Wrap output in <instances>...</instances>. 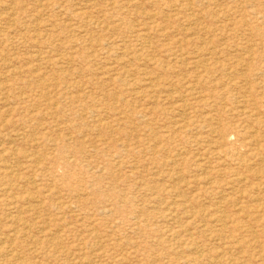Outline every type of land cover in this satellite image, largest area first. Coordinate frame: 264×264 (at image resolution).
<instances>
[{
  "label": "rangeland",
  "instance_id": "obj_1",
  "mask_svg": "<svg viewBox=\"0 0 264 264\" xmlns=\"http://www.w3.org/2000/svg\"><path fill=\"white\" fill-rule=\"evenodd\" d=\"M0 264H264V0H0Z\"/></svg>",
  "mask_w": 264,
  "mask_h": 264
},
{
  "label": "bare ground",
  "instance_id": "obj_2",
  "mask_svg": "<svg viewBox=\"0 0 264 264\" xmlns=\"http://www.w3.org/2000/svg\"><path fill=\"white\" fill-rule=\"evenodd\" d=\"M234 152V151H233ZM222 154V153H221ZM225 154H227V153H225ZM227 156V155H226ZM228 157V156H227ZM234 175V174H233ZM235 178V177H234ZM232 179V178H231Z\"/></svg>",
  "mask_w": 264,
  "mask_h": 264
}]
</instances>
